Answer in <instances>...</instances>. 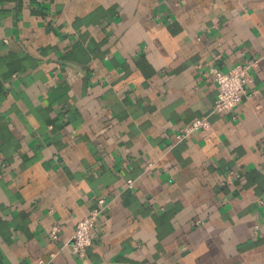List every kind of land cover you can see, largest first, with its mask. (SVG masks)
Returning a JSON list of instances; mask_svg holds the SVG:
<instances>
[{"label": "crops", "instance_id": "crops-1", "mask_svg": "<svg viewBox=\"0 0 264 264\" xmlns=\"http://www.w3.org/2000/svg\"><path fill=\"white\" fill-rule=\"evenodd\" d=\"M40 261L264 264V0H0V264Z\"/></svg>", "mask_w": 264, "mask_h": 264}, {"label": "built area", "instance_id": "built-area-1", "mask_svg": "<svg viewBox=\"0 0 264 264\" xmlns=\"http://www.w3.org/2000/svg\"><path fill=\"white\" fill-rule=\"evenodd\" d=\"M255 65L254 63L239 64L231 71L224 73L218 69H211L203 72L206 78L212 79L217 85V98L213 109V113H232L241 104L244 96L247 93V85L251 81L250 70ZM211 123L208 117L196 119L186 124L177 135V142H182L189 138L197 131H209ZM233 173L228 174L227 180L232 181ZM128 188H132L133 180H128ZM107 210L105 200L100 199L98 206L94 208L90 215L82 219L76 225L73 234L72 250L80 258L86 257V252L94 243L92 231L98 224L100 218ZM49 236L51 240H57L59 237V228L53 227ZM37 264H50L40 261Z\"/></svg>", "mask_w": 264, "mask_h": 264}]
</instances>
